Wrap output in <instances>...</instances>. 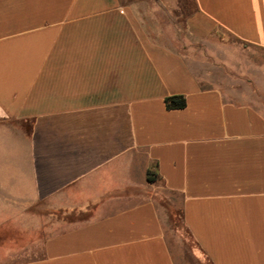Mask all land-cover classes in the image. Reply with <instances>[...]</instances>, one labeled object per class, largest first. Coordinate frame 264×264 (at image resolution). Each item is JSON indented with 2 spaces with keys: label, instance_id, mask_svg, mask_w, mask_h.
Here are the masks:
<instances>
[{
  "label": "crops",
  "instance_id": "crops-1",
  "mask_svg": "<svg viewBox=\"0 0 264 264\" xmlns=\"http://www.w3.org/2000/svg\"><path fill=\"white\" fill-rule=\"evenodd\" d=\"M186 2L0 0V264H264V0Z\"/></svg>",
  "mask_w": 264,
  "mask_h": 264
},
{
  "label": "rangeland",
  "instance_id": "rangeland-1",
  "mask_svg": "<svg viewBox=\"0 0 264 264\" xmlns=\"http://www.w3.org/2000/svg\"><path fill=\"white\" fill-rule=\"evenodd\" d=\"M123 3H133L134 5H138L137 7L140 11L143 13H147V7L151 5L153 2L158 3L159 5H162L161 10H156V15L162 18L163 21H184L185 17L189 14L190 8L188 6V3L186 0H121ZM149 8V7H148ZM149 13V12H148ZM182 38L184 41H186V45L182 43V52H185V50L193 51L201 49V45L198 42H195L192 40L191 37H189L187 34H185L182 31ZM186 46V47H184ZM199 74V72H198ZM178 226H180V223H177ZM9 234L11 235V240H15V238L18 237V235H14V230H9ZM179 238L188 243V244H193L192 238L188 233H185L183 228L180 227V232L177 235V240ZM12 256H10L11 261H16V260H21L23 258H27L29 256H34L35 254L37 255L39 253V250H11ZM6 251L0 249V257H5ZM6 258V257H5ZM179 264V263H178ZM202 264H209L208 261H203Z\"/></svg>",
  "mask_w": 264,
  "mask_h": 264
},
{
  "label": "trees",
  "instance_id": "trees-1",
  "mask_svg": "<svg viewBox=\"0 0 264 264\" xmlns=\"http://www.w3.org/2000/svg\"><path fill=\"white\" fill-rule=\"evenodd\" d=\"M165 106L168 109H179L186 105V98L182 94H174L164 98ZM147 179L154 181L158 179V174L154 171H147Z\"/></svg>",
  "mask_w": 264,
  "mask_h": 264
}]
</instances>
